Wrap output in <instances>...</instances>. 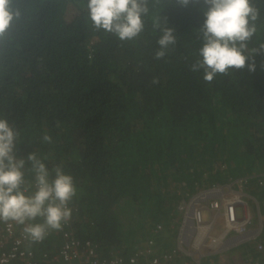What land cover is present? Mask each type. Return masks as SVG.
Returning <instances> with one entry per match:
<instances>
[{"label":"trees","instance_id":"obj_1","mask_svg":"<svg viewBox=\"0 0 264 264\" xmlns=\"http://www.w3.org/2000/svg\"><path fill=\"white\" fill-rule=\"evenodd\" d=\"M149 2L141 34L121 41L95 29L87 0H10L13 21L0 37V118L19 131V156L36 152L49 170L62 165L77 189L62 229L42 242L26 239L33 256L14 264H66V232L97 245L106 264H131L132 257L136 264L154 257L186 264L189 257L176 250L186 200L202 188L240 186L237 180L258 196L260 208L250 204L264 223V52L252 51L264 45V0H252L259 18L245 52L255 72L232 69L212 82L203 69L190 70L199 59L205 6ZM157 23L177 38L160 60ZM237 165L247 170L232 174ZM237 247L227 252L230 264L264 254L254 240ZM212 258L221 264L224 257L200 263Z\"/></svg>","mask_w":264,"mask_h":264},{"label":"clouds","instance_id":"obj_2","mask_svg":"<svg viewBox=\"0 0 264 264\" xmlns=\"http://www.w3.org/2000/svg\"><path fill=\"white\" fill-rule=\"evenodd\" d=\"M149 0H87L88 17L97 30L115 34L121 41L132 40L144 29L143 17L149 13ZM202 3L203 24L197 30L202 36V46L190 70L203 69V79L212 82L217 74L226 75L229 70L247 67L256 70L254 57L245 54L247 42L256 32L255 22L259 10L252 0H176L178 7ZM153 5H159L153 2ZM13 21L10 0H0V37ZM162 35L157 40L159 50L155 58L165 57L169 46L177 43L172 27H160ZM260 54V49H253ZM152 83H158L153 80ZM20 133L5 118H0V222H14L23 226L24 237L31 243L42 242L49 230L60 231L72 216L70 202L77 194L74 178L62 165L51 170L46 157L36 152L26 157L18 155ZM42 141L51 144L52 137L43 135ZM26 173L32 179L26 178ZM224 185V184H218ZM34 187L31 195L26 194ZM190 200L187 199L185 204ZM184 204V205H185ZM183 205V206H184ZM183 210V209H182ZM184 215V211H183ZM42 218V223H33Z\"/></svg>","mask_w":264,"mask_h":264},{"label":"built area","instance_id":"obj_3","mask_svg":"<svg viewBox=\"0 0 264 264\" xmlns=\"http://www.w3.org/2000/svg\"><path fill=\"white\" fill-rule=\"evenodd\" d=\"M237 182L240 183L238 187L233 182V185L228 186L202 188L182 207L184 215L179 227L176 250L189 257L186 264H201L202 257L214 254L224 257L221 264H230L227 252L250 240H254L259 252H264V244L260 240L264 230L262 213L255 208L258 215H254L249 207L250 199L257 204L259 201L243 191L242 182ZM256 221L258 228L255 229L253 226ZM17 228L14 222L0 225V264H14L18 258L29 259L33 256L24 247L26 238L22 231L16 232ZM64 235L60 255L66 264H106L107 261L101 260L98 246L93 242H82L73 232H66ZM263 258L264 254L249 257L242 264H261ZM137 261L136 257L130 259L131 264H136ZM110 264L126 263L117 258ZM151 264L175 263L172 259L161 260L154 257Z\"/></svg>","mask_w":264,"mask_h":264},{"label":"rangeland","instance_id":"obj_4","mask_svg":"<svg viewBox=\"0 0 264 264\" xmlns=\"http://www.w3.org/2000/svg\"><path fill=\"white\" fill-rule=\"evenodd\" d=\"M219 165H217L216 167H218ZM242 166V167H241ZM246 169L245 166L243 165H237V168L236 170L232 173V174H240V173H243ZM208 172H205L203 175H197V179H201V178H204V176H208ZM177 185H179V182L177 181L176 183ZM225 186H228V185H225ZM228 188V187H227ZM197 192L195 193H192L191 196L189 198H191L194 194H196ZM261 202V205H262V208H263V211H264V201L263 200H260ZM250 210L252 211V213L255 215V214H258V210L255 209V207L253 205L250 204ZM253 228H258V222L256 221V223L254 224ZM239 249V247H234L232 248L229 253L231 255H234L235 252ZM212 257H214V255H212ZM203 264H214V261H213V258L212 259H209V260H206L204 259L203 260Z\"/></svg>","mask_w":264,"mask_h":264},{"label":"crops","instance_id":"obj_5","mask_svg":"<svg viewBox=\"0 0 264 264\" xmlns=\"http://www.w3.org/2000/svg\"><path fill=\"white\" fill-rule=\"evenodd\" d=\"M224 185H233V183H224ZM235 186H238V184L236 183L235 184ZM242 189H243V191L244 192H248L247 190H245L243 187H242ZM251 195H252V197H255V196H257L256 194H254V192H251ZM255 195V196H254ZM258 197V196H257ZM180 227V226H179ZM215 264V263H214Z\"/></svg>","mask_w":264,"mask_h":264}]
</instances>
